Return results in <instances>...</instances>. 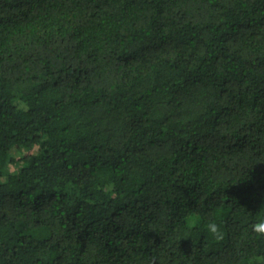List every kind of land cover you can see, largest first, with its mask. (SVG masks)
I'll use <instances>...</instances> for the list:
<instances>
[{"label": "trees", "instance_id": "trees-1", "mask_svg": "<svg viewBox=\"0 0 264 264\" xmlns=\"http://www.w3.org/2000/svg\"><path fill=\"white\" fill-rule=\"evenodd\" d=\"M260 220L264 0H0V264H264Z\"/></svg>", "mask_w": 264, "mask_h": 264}, {"label": "clouds", "instance_id": "clouds-1", "mask_svg": "<svg viewBox=\"0 0 264 264\" xmlns=\"http://www.w3.org/2000/svg\"><path fill=\"white\" fill-rule=\"evenodd\" d=\"M198 215L195 213H190L187 217L189 223H194L198 220ZM206 230L208 233L216 240L222 241L224 239V231L220 224L215 220H211L206 224ZM251 230L258 237H264V220H260L251 225Z\"/></svg>", "mask_w": 264, "mask_h": 264}]
</instances>
